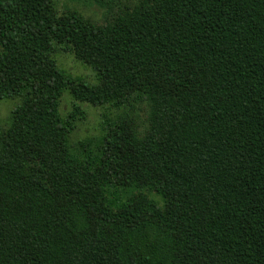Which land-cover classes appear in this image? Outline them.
Here are the masks:
<instances>
[{
	"label": "trees",
	"instance_id": "trees-1",
	"mask_svg": "<svg viewBox=\"0 0 264 264\" xmlns=\"http://www.w3.org/2000/svg\"><path fill=\"white\" fill-rule=\"evenodd\" d=\"M2 101L0 264H264V0H0Z\"/></svg>",
	"mask_w": 264,
	"mask_h": 264
},
{
	"label": "rangeland",
	"instance_id": "rangeland-1",
	"mask_svg": "<svg viewBox=\"0 0 264 264\" xmlns=\"http://www.w3.org/2000/svg\"><path fill=\"white\" fill-rule=\"evenodd\" d=\"M137 0H55L56 8L60 11L75 10L81 13L84 17L92 21L102 24L112 19L116 12H119L124 7H130ZM57 63L73 76L82 75L90 80L91 70L78 62L74 61L70 54H56ZM12 103L11 101H9ZM8 101L0 102V117L7 112L9 105ZM76 103L84 109L85 117L77 123V129L74 132L73 140L79 139L84 135L91 136L99 128L102 122L100 106H93L87 102L76 101ZM71 99L67 94H64L60 108L61 112H66L71 108ZM131 117L137 126L140 135L146 134L154 125L155 118L150 104L143 100L138 101L129 110ZM165 118V117H164ZM159 121L156 125L160 131H166L170 127L167 122L168 118Z\"/></svg>",
	"mask_w": 264,
	"mask_h": 264
}]
</instances>
